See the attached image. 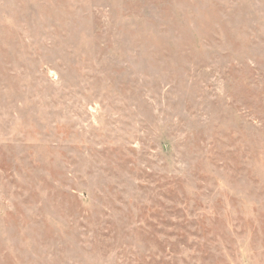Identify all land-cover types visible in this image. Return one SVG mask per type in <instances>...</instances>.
I'll use <instances>...</instances> for the list:
<instances>
[{
  "label": "rangeland",
  "instance_id": "obj_1",
  "mask_svg": "<svg viewBox=\"0 0 264 264\" xmlns=\"http://www.w3.org/2000/svg\"><path fill=\"white\" fill-rule=\"evenodd\" d=\"M0 264H264V0H0Z\"/></svg>",
  "mask_w": 264,
  "mask_h": 264
}]
</instances>
